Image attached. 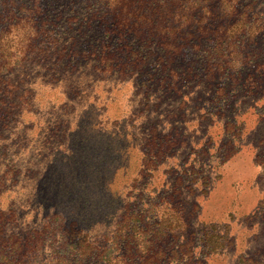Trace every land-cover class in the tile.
<instances>
[{
  "label": "rangeland",
  "instance_id": "1",
  "mask_svg": "<svg viewBox=\"0 0 264 264\" xmlns=\"http://www.w3.org/2000/svg\"><path fill=\"white\" fill-rule=\"evenodd\" d=\"M189 1L200 74L176 80L146 15L123 34L129 3L0 0L31 23L0 89V258L264 264V0Z\"/></svg>",
  "mask_w": 264,
  "mask_h": 264
},
{
  "label": "trees",
  "instance_id": "2",
  "mask_svg": "<svg viewBox=\"0 0 264 264\" xmlns=\"http://www.w3.org/2000/svg\"><path fill=\"white\" fill-rule=\"evenodd\" d=\"M189 0H104L106 4H108L107 8L104 9L103 15H106V13L111 9V6H116L118 4H125L129 3L131 5L130 10V16L126 17L125 23L122 24L121 21V27L123 28V34H127L128 32H132L135 30L142 29L140 26L136 27L134 26V22H131V19L133 18V15L136 14L137 11H140L143 16L146 15L147 23L150 22L153 34L156 35L160 40H162L163 44L166 46L167 54L164 55L159 59L160 68H159V74L166 72L168 76H173L177 79H189L197 77L200 73L197 69V66L195 65L196 61H192L188 67H184L182 69L178 68L179 62L177 60L183 61L184 60V53L188 49L187 48V41L184 39L185 32L182 31V25H175L172 22L173 17L175 16V3H180V8L182 6L183 9L181 10V14H185L188 8V2ZM190 2V1H189ZM234 3H240L241 0H233ZM135 3H138L135 5ZM95 3H91L92 7V13L94 17H100L97 14H99L102 9L99 6L94 5ZM149 8L151 11L146 12V9ZM8 17L5 19H0V21H7L9 23L8 27L5 29L7 31L1 32L5 36L3 41H0V48L2 47V44L6 46L5 53L0 52V89L1 86L8 82L7 79H5L4 74L6 71H8L18 60L20 59L17 57V53L21 50V48L25 45L24 34L26 30H30L31 23L28 19V17L24 18L23 16H20V7L19 6H12L8 9ZM13 14V15H12ZM18 19V21H17ZM241 19H243V27L241 29L243 37H245V34L247 32H251L253 28V22L251 21L250 17L246 16V14L242 13ZM105 22L107 21V18H103ZM142 37V36H141ZM125 39V37H124ZM188 40V39H187ZM126 43H124L123 46H125ZM194 46V45H193ZM195 47H198V44L195 45ZM12 48V49H10ZM5 54V55H4ZM149 57H147L144 61L145 65L147 64V60ZM142 66V64H141ZM150 72V71H149ZM151 78L153 79L155 75L158 74L157 72H150ZM151 80V79H149ZM166 77H162L160 79L161 83H167ZM146 84V83H144ZM3 102V101H1ZM4 103V102H3ZM15 236V235H14ZM20 241V240H17ZM29 244V248L27 250V246ZM31 244L28 242V239H25L23 243H17L15 242V246H13V252L14 255H8L7 257L0 258V264H31L32 260L31 258L26 257V253L32 252L30 249ZM27 258V259H26ZM77 257L74 254H70V256L67 257V260L71 262V264H109V261L104 259L103 257H98L93 261H89L87 258L83 259H76ZM132 262V261H129ZM126 262V263H129Z\"/></svg>",
  "mask_w": 264,
  "mask_h": 264
}]
</instances>
